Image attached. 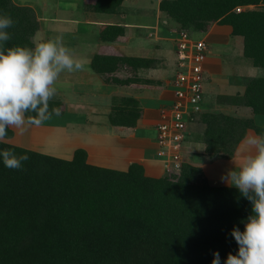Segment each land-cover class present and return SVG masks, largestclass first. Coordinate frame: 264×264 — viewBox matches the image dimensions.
I'll list each match as a JSON object with an SVG mask.
<instances>
[{
    "label": "trees",
    "instance_id": "trees-1",
    "mask_svg": "<svg viewBox=\"0 0 264 264\" xmlns=\"http://www.w3.org/2000/svg\"><path fill=\"white\" fill-rule=\"evenodd\" d=\"M120 2L96 0L89 8L113 13ZM159 10L189 33L214 22L228 26L230 35L242 37L244 57L264 69V0H160ZM0 15L14 21L6 47L34 46L39 21L31 8L0 0ZM124 34L125 26L105 24L98 39L113 42ZM152 59L95 52L90 65L105 81L125 84L140 78L114 76L119 68H148ZM244 80L243 92L230 103L264 118V75ZM49 112L63 114V102L53 97ZM141 113L138 99L126 96L109 119L133 126ZM198 122L203 131L193 129ZM248 129L262 134L264 122L206 108L190 120L182 152L200 142L209 161L232 158ZM3 149L29 159L21 169L6 168L0 159V264H211L216 251L224 264L229 252L238 251L231 230L244 229L251 202L235 187L209 184L189 162L156 177L137 161L126 170L91 164L83 148L70 159L5 141Z\"/></svg>",
    "mask_w": 264,
    "mask_h": 264
},
{
    "label": "rangeland",
    "instance_id": "rangeland-1",
    "mask_svg": "<svg viewBox=\"0 0 264 264\" xmlns=\"http://www.w3.org/2000/svg\"><path fill=\"white\" fill-rule=\"evenodd\" d=\"M153 3L154 0H133L125 5L124 9L128 6L129 12L99 13V16L100 18L103 16L112 17L113 21L117 22L121 20L120 15L122 17L126 15L122 19L123 21L141 25L144 23L149 24V27H153L154 21L156 22L153 19L155 17L151 15L150 11L146 10ZM246 7L254 8V5ZM246 7H239V9ZM239 9L236 8V10ZM83 10L79 8L74 10L72 14L74 17L82 16ZM32 11L34 17L37 18L38 14L36 11ZM60 11H62L60 15L64 14L66 16L70 14V12L65 10ZM93 12L96 13L98 11L93 10ZM94 15L95 17L97 16L96 14ZM77 20H82V18L78 17ZM170 20H168L169 24L165 23L160 28L158 33L161 35L158 40L159 43L158 41L155 44L150 40H142L141 50L132 49V51H135L134 55H152L151 52H154L155 49L153 56L155 55L158 58L151 57L153 62L147 70L142 68L131 70L125 67L119 68L113 74L121 79L137 77L140 80L125 84H112L105 81L104 77L100 76V78L96 75L95 78H100L99 82L104 84L99 91L98 88L101 83L97 85L91 80H89L90 82L87 81L88 74L92 72V69L89 65L86 66L85 57L89 53L87 51L92 48L91 42H94L92 38L88 36L85 40L81 39L82 36L78 34L80 25L77 26L76 23L69 21H43V28L45 29L36 32L33 38L34 43H38V40L42 39L41 31L43 34H50V38L61 35L64 45L72 50L76 58L79 57L78 59L84 62L85 70L72 73L65 72L61 74L57 81V92L54 97L59 98L63 102L65 108L63 114L50 116L41 125L28 127L22 133L10 128L12 134L6 138L5 142L64 159L72 158L77 148H83L86 151V160L91 164L126 170L130 163L137 161L144 165L146 174L156 177L168 175L171 170H174V172L179 171V169H174V166H172L170 148L160 146L156 136V125L163 118V115H169L171 112L169 106L176 72V67H174L176 59L175 48L180 24L173 19ZM82 22L83 31L90 30V36H94L95 32L99 34L100 29L104 26V24L100 23L94 24V27L90 25V27L84 23L85 20ZM88 26L90 27L89 29L87 28ZM225 27L226 25L214 22L209 25L206 31L191 32L193 38L205 39L208 46L203 79L204 110L206 108L209 110H220V105L227 106V108H222L224 112L233 113V110H235L240 115H246L244 110H241L238 105L231 104L230 100L231 98L235 99L237 94L242 93L241 90L246 83L244 76H259L262 75V72L259 73L257 70L261 68H254L242 54V37L230 35V29ZM144 31L147 32V30ZM139 34L140 32L128 33L125 37H120L117 40L116 43L118 44L116 47L114 45H105L102 51L117 55L125 54L130 50L128 49L130 44L128 40L131 42ZM216 34L221 36H215ZM80 39L81 42H79ZM131 46L138 48L139 42L135 41ZM80 80L81 82H78ZM90 89L97 90V92H91L89 91ZM126 96H133L138 99L142 108L141 117L137 119L133 126L114 125L109 119L112 106L116 103L120 104L121 98ZM225 100H227L226 103H224ZM213 102L215 105L211 104ZM248 113L253 114L251 111ZM263 120V117L259 114L255 117V121L259 124ZM198 123L192 124L193 129L202 126L201 123L198 126ZM202 128L204 127L202 126L200 129ZM247 131H250V134H256L252 129ZM192 143H188L190 147L187 148V152L181 153V160L200 168V174L206 176V181L209 184L217 186L228 185L221 177L234 167V163L236 165L239 164L241 151L237 153L238 156L233 155L232 158H215L209 161L204 155V144L197 143L194 145Z\"/></svg>",
    "mask_w": 264,
    "mask_h": 264
},
{
    "label": "clouds",
    "instance_id": "clouds-1",
    "mask_svg": "<svg viewBox=\"0 0 264 264\" xmlns=\"http://www.w3.org/2000/svg\"><path fill=\"white\" fill-rule=\"evenodd\" d=\"M13 24L10 16L0 15V142L6 140L10 128L22 133L49 119V102L56 95L61 74L85 70L84 62L64 45L61 35L33 47H6ZM0 159L6 168L21 169L29 157L3 149ZM221 179L251 202L244 229L234 226L231 230L238 251L229 252L224 264H264V133L246 135L239 164L234 163ZM211 264H221L218 251Z\"/></svg>",
    "mask_w": 264,
    "mask_h": 264
},
{
    "label": "crops",
    "instance_id": "crops-1",
    "mask_svg": "<svg viewBox=\"0 0 264 264\" xmlns=\"http://www.w3.org/2000/svg\"><path fill=\"white\" fill-rule=\"evenodd\" d=\"M95 1L96 0H12V2L15 5L27 6V7L31 8L32 10L36 11V13L38 14L37 19L39 21V28H38L37 31H40L41 29H45V28H43L44 25L42 24V22L46 21V20L55 21V22H58V21H69L71 23H76L77 26L80 25L79 26L80 32L78 34L82 36L81 39L85 40L89 36V37L92 38V41H94V42H91L92 48L87 51L89 53L88 54L86 53L87 54V56L85 57L86 58L85 59L86 60L85 61L86 62V66L89 65L91 67L90 61H91V58H92V56L94 55L95 52L108 53L106 51H104V52L102 51V49H103V47L105 45H108V46L114 45L116 47L117 44H118L116 42H117V40L120 37L121 38L125 37L126 34H128V33L129 34H133L134 32H140L141 35L139 34L136 37V39H132L131 42H130V40H128V43H130L128 45V49H130V50H128L125 53V55L158 58L155 55L153 56V53L155 52V49H154V52H151L152 55H147V54L146 55L145 54L144 55H134L135 51H132V49L141 50V48H142L141 41L142 40H150V41H152V42H154L156 44V42L160 39L161 35L158 34L159 31H160V28L163 27L165 23H168V20H170L169 18H166L165 16H163V14L160 12V10H159V2H160V0H154L153 5L150 6V8L146 9V10L150 11L151 15H154V17H155L153 19L156 20V22L154 21L153 27H149L148 26L149 24H144L143 23L141 25V24H137V23H132L130 21H125V20L123 21L122 19L125 18L126 15H123V17H122V15H120L121 16V20H118L117 22H114L112 17H104L103 16V17L100 18L99 13H102V14H108V13L100 12V11L95 13V12H93V10H90V8H89L90 5L93 4ZM131 1H133V0H121L120 4L115 8V11L113 13H110V14H115V13L123 12V11H128L129 12L130 9H128V6H127L126 9H124V8H125V5L127 3H129V2H131ZM79 8L84 9L83 10L84 13L82 14V16H78V17L82 18V20H77L78 17H74L73 14H72V12L74 10H77ZM60 10H65L66 12H70V14L66 15V16L64 14L60 15V12H62ZM66 14H68V13H66ZM94 14H96L97 16L95 17ZM83 20H85L84 23L88 24L89 26L90 25L93 26L94 24H100V23H102L104 25L105 24H119V25H123V26H125V34L122 35V36H119L116 41H113V42H102V41H100L98 39L97 32H95L93 34L94 36H90L89 35L91 33L90 30L83 31V29L81 27V24L83 23L82 22ZM89 26L87 27L88 29L91 27V26L90 27ZM225 28L226 29H230L228 26H226ZM144 30H147V32L144 31ZM36 32L34 33V35L36 34ZM41 33H42V36H41L42 39H39L38 43L41 42L40 40L48 39V38L51 37L50 34H48V33L43 34L42 31H41ZM34 35L32 36V39L34 38ZM215 36H219L220 37L221 35L220 34H216ZM229 36H228V41L230 40ZM81 39H80L79 42H81ZM135 41L139 42L138 48H134V47L131 46V44L134 43ZM158 43H159V41H158ZM161 52H163V51H161ZM119 55H122V54H119ZM254 68H260V67H254ZM91 69H92V67H91ZM142 69L147 70V68H142ZM257 71H259V73L262 72V75H259V76H263L264 75V69L263 68H261V69H259ZM88 75L89 76L87 78V81L91 80V82H95L97 85H99V83H101L99 85V88H98V91H99L100 87L101 86L103 87V85H104L102 82H99L100 78H101L100 77L101 75L99 73L95 72L93 69H92V72L90 74H88ZM96 75H98V77H100V78H95ZM247 77H253V76H244L243 78H247ZM78 82H81V80L78 81ZM243 90H244V88H242L241 91L243 92ZM89 91L97 92V90H92V89H90ZM213 105H215V103H213ZM223 107L227 108V106H220L219 105L220 110H223L222 109ZM239 107L241 108V110H244L246 115H242L241 114L242 115L241 116L235 110H233L234 112L230 113V114L238 116V117H244V118L253 117L254 119L257 116V114H254L251 111L250 107H247V106H244V105H240ZM240 108H238V109H240ZM249 111H251L253 114H249L248 113ZM226 113H229V112H226ZM263 122H264V120L262 122H260V124H262ZM249 134H250V131H247L246 134H245V137H246V135H249ZM244 138L238 143V145L236 147V151L234 153V156H238L237 153L242 150ZM198 143H200V142H198ZM193 144L196 145L197 143H193ZM193 147H195V146H193Z\"/></svg>",
    "mask_w": 264,
    "mask_h": 264
},
{
    "label": "built area",
    "instance_id": "built-area-1",
    "mask_svg": "<svg viewBox=\"0 0 264 264\" xmlns=\"http://www.w3.org/2000/svg\"><path fill=\"white\" fill-rule=\"evenodd\" d=\"M176 41L171 112L163 115L156 125V136L160 146L170 148L172 166L179 169L188 124L195 114L204 111L203 79L208 46L205 39H195L184 29L178 31Z\"/></svg>",
    "mask_w": 264,
    "mask_h": 264
}]
</instances>
